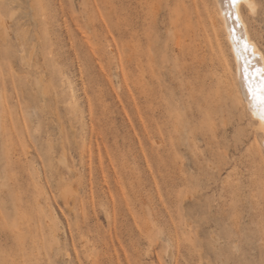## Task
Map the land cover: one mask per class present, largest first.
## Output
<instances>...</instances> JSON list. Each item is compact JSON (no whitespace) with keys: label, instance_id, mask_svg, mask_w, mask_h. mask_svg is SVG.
Returning <instances> with one entry per match:
<instances>
[{"label":"rangeland","instance_id":"rangeland-1","mask_svg":"<svg viewBox=\"0 0 264 264\" xmlns=\"http://www.w3.org/2000/svg\"><path fill=\"white\" fill-rule=\"evenodd\" d=\"M219 10L0 0V264H264V130Z\"/></svg>","mask_w":264,"mask_h":264},{"label":"snow or ice","instance_id":"snow-or-ice-1","mask_svg":"<svg viewBox=\"0 0 264 264\" xmlns=\"http://www.w3.org/2000/svg\"><path fill=\"white\" fill-rule=\"evenodd\" d=\"M225 25L233 40L235 52L234 70L243 83L244 99L252 117L264 124V56L257 57L256 49L243 35L242 0H220ZM247 8L255 11V5L247 2Z\"/></svg>","mask_w":264,"mask_h":264},{"label":"bare ground","instance_id":"bare-ground-1","mask_svg":"<svg viewBox=\"0 0 264 264\" xmlns=\"http://www.w3.org/2000/svg\"><path fill=\"white\" fill-rule=\"evenodd\" d=\"M247 2H251L252 4L255 5V11H252L251 9H248L247 8ZM218 4H219V11H220V14L222 16V19H223V22L225 24V21H224V15H223V10H222V7H221V3H220V0H218ZM247 9L248 12L250 13V15H256L257 14V4L255 3V0H242V10H241V17H242V22L244 24V29H243V35L247 38L248 42L254 46V48L256 49V55L257 57H261V56H264L263 52L260 50V48L258 47V45L256 44V42H254L252 36H251V33H250V27L248 25V22L246 20V17L244 15V9ZM227 29V27H226ZM228 30V29H227ZM228 32V31H227ZM229 36V40L231 41V46H233V40L231 38V36L228 34ZM234 55H235V52H234ZM262 64H264V61H260ZM238 75V73H237ZM238 77V80H239V83H240V86L242 87L243 89V83L240 81V78H239V75L237 76ZM244 94V93H243ZM247 102V101H246ZM261 123V122H260ZM259 127V126H258ZM260 128H262V132L264 130V124L261 123V126ZM259 128V129H260ZM264 135V134H263ZM264 140V139H263ZM263 144H264V141H263Z\"/></svg>","mask_w":264,"mask_h":264}]
</instances>
